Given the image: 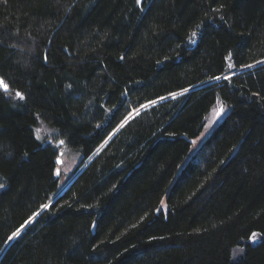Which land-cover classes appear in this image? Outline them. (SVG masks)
I'll use <instances>...</instances> for the list:
<instances>
[{"label": "trees", "instance_id": "trees-1", "mask_svg": "<svg viewBox=\"0 0 264 264\" xmlns=\"http://www.w3.org/2000/svg\"><path fill=\"white\" fill-rule=\"evenodd\" d=\"M0 78V264H264V0H0Z\"/></svg>", "mask_w": 264, "mask_h": 264}, {"label": "rangeland", "instance_id": "rangeland-1", "mask_svg": "<svg viewBox=\"0 0 264 264\" xmlns=\"http://www.w3.org/2000/svg\"><path fill=\"white\" fill-rule=\"evenodd\" d=\"M230 67V66H229ZM245 70V69H243ZM222 103L220 101H217L214 106L211 108L210 112L208 115L205 117L204 120V126L202 128V131L200 135L195 138L194 140L191 141V146H190V152L188 154V158L192 157L200 148L204 140L208 137V135L211 133L215 125L222 119L224 114L226 113L227 109L224 107V111L220 112L219 115H217V110L219 109V106ZM39 125L35 129V134L36 136L42 140L46 141V143L52 144L58 151V159H57V168H56V176L59 179V192L57 193L58 195L61 194V192L71 183V181L74 179V177L78 174H75L71 179H69L68 176H72L74 170H76V167L80 164L81 162V156L73 151H70L64 143L61 145L59 139L55 138V133L52 129H50L45 123L40 121L38 123ZM85 166H81V170ZM79 169V170H80ZM79 170L77 172H79ZM58 173V174H57ZM56 195L55 197H57ZM160 208L166 212V204L165 200L161 202ZM258 236L255 235L251 236L249 239L250 243H255L258 241ZM241 253V250H236L234 252V255L238 256Z\"/></svg>", "mask_w": 264, "mask_h": 264}, {"label": "snow or ice", "instance_id": "snow-or-ice-1", "mask_svg": "<svg viewBox=\"0 0 264 264\" xmlns=\"http://www.w3.org/2000/svg\"><path fill=\"white\" fill-rule=\"evenodd\" d=\"M137 3H140V0H137ZM193 35H195V33H193ZM230 67H231V65H230ZM248 67H251V65H249ZM226 79H227V77H225ZM217 79H219L218 77H217ZM0 89H3L5 92H7L8 90H9V88H8V84L3 80V78H0ZM184 91H188L187 89H185ZM15 95H16V97H18L19 99H21V100H23L24 99V96H23V94L21 93V92H19V91H17L16 93H15ZM173 97H175L177 94L176 93H172L171 94ZM161 99H163V98H161ZM152 103H155V101H153ZM224 111V107H223V105L221 104L220 106H219V109L217 110V115H219V113L220 112H223ZM64 143V141H60V144L62 145ZM58 174V173H57ZM0 187H2V185H0ZM20 234V231L19 230H17V232H14L13 234H12V236H10L9 237V240H12L13 239V237H16V236H18ZM255 233H253V238L255 237Z\"/></svg>", "mask_w": 264, "mask_h": 264}, {"label": "water", "instance_id": "water-1", "mask_svg": "<svg viewBox=\"0 0 264 264\" xmlns=\"http://www.w3.org/2000/svg\"><path fill=\"white\" fill-rule=\"evenodd\" d=\"M56 164H57V161H56ZM81 170V169H80ZM80 170H79V172H80ZM79 172H77V173H79ZM55 199V198H54Z\"/></svg>", "mask_w": 264, "mask_h": 264}]
</instances>
